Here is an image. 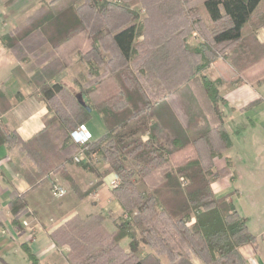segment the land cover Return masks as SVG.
<instances>
[{
    "label": "trees",
    "instance_id": "trees-1",
    "mask_svg": "<svg viewBox=\"0 0 264 264\" xmlns=\"http://www.w3.org/2000/svg\"><path fill=\"white\" fill-rule=\"evenodd\" d=\"M57 1L40 0L23 24L0 37L26 65L29 83L49 110L46 127L28 141L0 124V145H14L28 159L20 170L31 188L59 173L82 194L66 171L77 149L71 133L89 120L92 110L100 114L106 132L89 140L86 161L78 164L95 173L92 155L108 162L120 179L112 191L124 216L110 233L100 212L76 215L53 231L55 244L69 248L68 264H149L158 255L169 264H190L192 255L203 264H247L238 247L256 237L229 194L215 197L211 188L213 180L231 174L233 165L229 159L223 168L213 165L231 141L219 105L224 101L203 69L216 52L240 73L264 60V40L257 37L264 28V0H204L200 11L188 0H82L55 10ZM137 4L140 11L133 8ZM194 28L205 41L192 48L187 37ZM71 53L86 65L83 80L73 82L77 93L51 79L69 66ZM183 88L191 90L193 101V108L188 104L184 109L191 117L187 124L179 122L164 99ZM63 94L66 105H53ZM7 108L0 91V112ZM54 131L57 142L51 139ZM153 173L157 180L147 182ZM137 181L150 184L149 190L136 188ZM128 204L132 217L125 215ZM8 206L12 226L23 229L21 222L29 215L24 194L12 191ZM152 213L170 222L177 243L158 231ZM133 225L140 228L139 238ZM94 226L97 245L90 246L86 229ZM124 238L129 239L127 250L120 244ZM182 244L189 254L176 251Z\"/></svg>",
    "mask_w": 264,
    "mask_h": 264
},
{
    "label": "crops",
    "instance_id": "crops-1",
    "mask_svg": "<svg viewBox=\"0 0 264 264\" xmlns=\"http://www.w3.org/2000/svg\"><path fill=\"white\" fill-rule=\"evenodd\" d=\"M72 2L80 4L82 0ZM188 3L191 6V0ZM39 5L40 0H0V37L25 21ZM191 36L187 42L194 48L203 38L199 35L200 39H197L193 33ZM257 37L264 40V28L257 31ZM216 54L203 73L224 101L219 105L231 144L221 156L213 159V165L220 169L226 165L227 159L231 160L230 177L235 185L219 190L211 183V188L215 197L229 194L228 200L232 201L238 214L246 218L249 232L256 237L254 242L238 247L242 257L245 261L252 257L255 263L264 264V60L240 73L225 55ZM0 91L8 104V108L0 112V124L15 130L22 141H28L46 127L49 117L46 102L29 83L26 65L16 59L1 39ZM190 94L189 88H183L164 98L180 123L184 120L187 124L191 119H187L184 110L188 104L193 108ZM84 126L92 141L106 132L100 114L94 110ZM190 132L194 134V131ZM180 157L176 155V158ZM28 163L14 145H0V264H17L13 255L17 252L23 254L20 255L23 264H32L25 247L36 259V264H68L69 248L56 245L51 233L76 215L85 217L100 212L104 215L102 226L106 231L116 230L117 219L124 213L110 186L116 174L110 170L108 162L95 159V173L78 163L66 165L67 173L82 194L77 193L59 173H51L48 179L31 188L20 170ZM55 180L67 191L61 198L51 194ZM12 191L24 194L29 215L23 220L34 227L32 233L23 226L17 231L11 224L8 201ZM120 244L127 250L129 239H122ZM192 259L191 256L190 264ZM149 264H169V260L165 255H158L157 259L149 260Z\"/></svg>",
    "mask_w": 264,
    "mask_h": 264
},
{
    "label": "rangeland",
    "instance_id": "rangeland-1",
    "mask_svg": "<svg viewBox=\"0 0 264 264\" xmlns=\"http://www.w3.org/2000/svg\"><path fill=\"white\" fill-rule=\"evenodd\" d=\"M72 1L73 0H59L56 3H54L53 8L55 10H59V9L65 7L67 4L71 3ZM113 1H117L118 3H122L123 2V0H113ZM202 1L203 0H191V2H192L191 7L193 9H195V10L200 11V9H202V7H203V5L201 3ZM133 8L138 10V11H140V5L139 4L133 6ZM142 15H144V14H142ZM27 17H26V19H27ZM26 19H25V21H26ZM25 21H23L19 25L23 24ZM194 32L196 34V38L197 39H200L199 35L203 38L201 40V42H199V44L203 43L205 41V38L201 35V33H199V30H197L196 28H194L193 31L188 35L187 39L191 38L192 37L191 35ZM69 60H70V64L67 67L68 69H65V70L57 72L55 74V76L53 78H51V79H52V81H60L65 86H67L68 89H70V91H72L73 93H77L78 92V88L73 82H74L75 78L83 80V78L80 76V74H82V75L86 74V65L83 62L78 60V57L76 56L75 53H71L69 55ZM65 97H67V96H65V94H63L62 96L59 97V99L57 101H54L53 105H58V106L66 105V100L67 99ZM53 105H52V111L50 112V115L54 114L55 107ZM202 127L204 128L203 125H202ZM48 128L53 130V129H55V126H54V124L53 125L49 124ZM59 137L60 136H59L57 131L52 132L51 139L53 141L57 142ZM60 139H62V138H60ZM77 151H78V148L75 150L74 155L77 153ZM92 157H93V160L96 159L95 155H92ZM156 178H157V175L155 173H153V176L149 177L147 182L156 181L157 180ZM118 180H119V183H120V179L119 178H118ZM135 183H136L135 184L136 188H138L139 190H144V191L145 190H149L150 184H148L146 182L143 183V182H140V181H137ZM211 183H213L212 186H214V188H219V190L220 189H227V188H230V187L235 185V182L232 180V178L230 177L229 173H226V174L216 178ZM127 199H129V197ZM127 199H126V202H127ZM127 208H128V211L125 212V215H129L130 214L131 217H132L133 214L130 213V211H129V204H128ZM83 218H85V217H83ZM151 220L152 221L154 220L153 222L157 223L158 231H163V232L165 231L166 232L164 234V236L167 239H169L172 244L177 243L178 236H175L176 232L174 233V230L171 227L169 221H165L163 217H161L160 215H157L156 213H152ZM102 222H103V220H102ZM189 222L190 221L187 222V226L190 225ZM148 225L146 226L145 223H144L143 228L148 227ZM132 227H135L134 228L135 232L137 233V237L139 238L141 236V234L139 233V229L140 228L138 229L137 225L136 226L133 225ZM94 229L95 230H93V229L87 230L86 229V231H87L86 243H88V245H90V246H94V245L96 246L97 245V238L95 236H96V232H98V229L95 226H94ZM172 237H174L175 242H172L173 241ZM175 249H177L176 251H178L180 254H182V253H188L189 254L190 253L189 249L184 244L176 247ZM17 253L13 254L14 258L16 259V263L17 264H23L22 258L20 256V255L23 256V254H21L20 252H17ZM192 258H193L192 261H191L192 264H203L200 261V259L195 258L193 255H192ZM25 263H26V261H25Z\"/></svg>",
    "mask_w": 264,
    "mask_h": 264
},
{
    "label": "built area",
    "instance_id": "built-area-1",
    "mask_svg": "<svg viewBox=\"0 0 264 264\" xmlns=\"http://www.w3.org/2000/svg\"><path fill=\"white\" fill-rule=\"evenodd\" d=\"M193 35H196L195 32ZM71 139L72 141L77 145L78 151L77 153L73 156V161L75 163H79L84 160L85 154L84 150L86 149V145L90 140V136L85 128L84 125L78 127L76 130H74L71 133ZM119 183L118 176L115 175V177L110 181V186L111 187H116ZM66 189L60 185V183L55 180L54 183L51 186V194L55 198H61L66 194ZM22 226L24 229H26L28 232L32 233L34 230L33 226H30L26 220L22 221ZM247 264H257L255 263V260L252 257H248L246 259Z\"/></svg>",
    "mask_w": 264,
    "mask_h": 264
},
{
    "label": "water",
    "instance_id": "water-1",
    "mask_svg": "<svg viewBox=\"0 0 264 264\" xmlns=\"http://www.w3.org/2000/svg\"><path fill=\"white\" fill-rule=\"evenodd\" d=\"M79 98H80V96H79ZM86 108H87V110H90V108H89V107H87V106H86Z\"/></svg>",
    "mask_w": 264,
    "mask_h": 264
}]
</instances>
